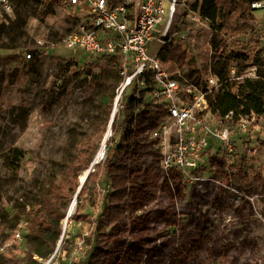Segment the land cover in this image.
I'll return each mask as SVG.
<instances>
[{"label": "rangeland", "instance_id": "1", "mask_svg": "<svg viewBox=\"0 0 264 264\" xmlns=\"http://www.w3.org/2000/svg\"><path fill=\"white\" fill-rule=\"evenodd\" d=\"M188 2L192 7L197 1ZM13 4L15 15L10 22L20 13L27 19L26 35L3 37L0 41V140H5L2 132L6 130L15 139V147L24 152V158L7 161L0 152V264H13L14 258L26 252L27 239H15V229H11L15 211L23 207L28 211L30 205H35L52 160L64 162L73 157L75 150L68 148V143L88 139L94 133L100 110V90L94 78L108 62L107 56L92 61L65 48L64 40L76 29L77 22L54 4V11L42 21L38 19L41 3L13 0ZM177 12L172 34L181 30L179 18L185 19L188 11L178 4ZM52 14L55 16H49ZM253 14L255 20H237L239 26L247 23L249 32L228 42L233 51L244 53L248 59H233L229 69L230 75L234 68L238 74L263 80L264 64L257 60L256 48L259 37L264 36V9ZM214 34L208 25L203 30H192L185 43L179 42L176 35L165 44L152 45L151 51L162 59L161 51L166 47H179L185 52L182 66L179 61L162 59L169 71L177 72L181 79L196 70L205 87L214 51L204 49L212 46ZM42 37L54 44L49 55L34 49L35 40ZM32 49V58L27 60L25 54ZM123 82L113 95L111 114L116 107L114 120L118 119L125 100L131 97L132 127L127 133L123 128L115 133L112 123L107 142L124 147L121 158L127 166L126 175L136 187L134 200L121 214L111 235H105L108 229L97 231L101 203L107 201L115 182L113 175L102 174L97 186L99 201L85 196L86 207L77 212L75 196L74 212L66 220L68 208L61 222L55 261L264 264V145L257 143L249 148L239 142V138L247 136L264 140V118H257L245 132L233 120L218 121L221 128L229 129L234 149L230 152L221 144L217 151L208 153L204 166L186 176L175 170V164L168 172L165 154L175 144L173 122L151 107L142 87L132 86L120 95ZM123 120L120 116V124ZM106 157L107 146L104 158L94 164L100 165V171ZM13 166H18L17 170Z\"/></svg>", "mask_w": 264, "mask_h": 264}, {"label": "trees", "instance_id": "2", "mask_svg": "<svg viewBox=\"0 0 264 264\" xmlns=\"http://www.w3.org/2000/svg\"><path fill=\"white\" fill-rule=\"evenodd\" d=\"M41 3L42 8L38 16L41 21L45 16L52 13L53 0H19V3L36 2ZM253 0H200L193 4L192 9L199 11L207 18L214 30L212 47L214 51L212 72L222 81V88L219 92L208 94L209 107L213 114L226 115L229 111L235 113L234 121L242 116L255 114L258 119L264 118V80L245 79L242 83L231 79L229 63L233 59L246 61L248 56L242 52H235L229 46V39L236 38L249 32L247 23L239 26L237 20L242 18L246 21L255 20L254 10L251 8ZM27 19L17 13L16 19L9 24L0 25V41L3 37H22L26 35L24 28ZM219 36L222 39L219 40ZM106 57V56H105ZM164 61H179L183 65L185 52L179 47H166L161 51ZM108 62L103 72L94 80L98 81L97 87L100 90V110L97 116L94 133L85 140H73L68 143V148H73V157L62 162L51 161V167L46 175L41 192L36 195L35 205L29 206L26 211H15V220L11 229H16L21 222L27 223V248L24 256L13 259V264H44L56 250L62 234L61 222L66 217L67 210L81 186L80 178L91 167L98 150L104 140L108 129L110 116L113 108V95L123 81L122 62L118 56H107ZM173 69V68H172ZM189 82L202 86L201 77L196 76L193 70ZM125 92V91H124ZM123 92V93H124ZM131 97L125 100L118 119L113 122V130L119 132V128L126 129V133L132 127L133 107ZM120 116H123V124H120ZM123 129L122 132H123ZM1 134V130H0ZM5 140H0V152L4 154L7 161H21L24 152L15 147V139L2 132ZM240 145L253 147L257 143L264 145V140L258 137L247 136L239 138ZM237 143V142H234ZM5 151V153H4ZM124 147L119 143L116 146L107 142V157L100 171V165L94 166L76 196L78 198L77 212L83 209V197L99 201L97 186L101 184V176L113 175L111 189L112 193L108 199L101 203V214L96 220V229H108L105 235H111V231L118 224L122 213L129 209L130 201L134 200V183L126 175V167L122 161ZM16 165V164H13ZM18 166H13L17 170ZM138 186V184H137ZM141 186V185H140ZM143 186V185H142ZM85 205V204H84ZM103 233V232H102ZM98 234V232H97ZM96 234V235H97ZM91 240V239H90ZM3 257L1 256L0 259ZM80 264H91L88 260Z\"/></svg>", "mask_w": 264, "mask_h": 264}, {"label": "built area", "instance_id": "3", "mask_svg": "<svg viewBox=\"0 0 264 264\" xmlns=\"http://www.w3.org/2000/svg\"><path fill=\"white\" fill-rule=\"evenodd\" d=\"M178 4L188 12L185 19L179 18L183 24L181 30L172 34ZM54 7L77 22L76 29L64 40L67 50L92 61L118 56L124 81L121 93L132 86L142 87L147 91L151 107L158 108L173 122L175 144L165 154L166 171H172L175 164V170L186 176L187 172L204 166L208 153L215 151V145L216 151L221 144L230 152L234 149L229 129L221 128L218 121L234 122L235 113L213 114L209 107L208 94L222 88V81L212 68L205 87H198L186 77L178 78L177 72H170L160 56L151 51L152 45L165 44L176 39V35L179 42L185 43L192 30H203L211 25L199 11L192 9L188 0H54ZM251 8L254 11L264 9V0H253ZM14 15L13 0H0V25L9 24ZM259 40L256 58L264 64V36ZM34 47L49 55L54 44L42 37L35 40ZM212 49L209 45L204 51ZM32 51L25 54L27 60L32 58ZM238 73L232 68L231 79L237 82L252 79L250 75ZM257 118L255 114L241 116L236 125L245 132ZM27 227L26 222H21L14 230L15 239L23 240ZM52 255L48 264H61L55 261L57 253Z\"/></svg>", "mask_w": 264, "mask_h": 264}, {"label": "bare ground", "instance_id": "4", "mask_svg": "<svg viewBox=\"0 0 264 264\" xmlns=\"http://www.w3.org/2000/svg\"><path fill=\"white\" fill-rule=\"evenodd\" d=\"M117 103H118V99H117V101H116V105H117ZM116 112H117V109H116V107H115V109H114V114H116ZM109 137H110V130L106 133V139L103 141V143L101 144V147H100V149L98 150V152H97V154H96V156H95V159H94V164H97V163H99L103 158H104V156H105V154H106V146H107V141H108V139H109ZM94 167V166H93ZM85 176V175H84ZM83 178V177H82ZM74 209H75V202H72V204L70 205V207H69V211H68V219H69V217L73 214V212H74Z\"/></svg>", "mask_w": 264, "mask_h": 264}, {"label": "water", "instance_id": "5", "mask_svg": "<svg viewBox=\"0 0 264 264\" xmlns=\"http://www.w3.org/2000/svg\"><path fill=\"white\" fill-rule=\"evenodd\" d=\"M119 94H120V95L122 94L121 91H120ZM113 121H114V113L111 114V118H110L109 125H108V128H109L108 131L110 130ZM108 131H107V132H108ZM105 139H106V135H105V137H104V140H105ZM104 140H103V141H104ZM93 166H94V162L92 163L91 167H90L89 170L86 172V174H85V176L83 177V179L81 180V186H80L78 192L80 191V189L82 188L84 182H85L86 179L88 178V175H89V173L91 172ZM78 192H77V194H78ZM76 196H77V195H76ZM75 198H76V197H75ZM67 218H68V216L66 217V220H67ZM60 242H61V239H60L59 243H60ZM58 245H59V244H58Z\"/></svg>", "mask_w": 264, "mask_h": 264}, {"label": "crops", "instance_id": "6", "mask_svg": "<svg viewBox=\"0 0 264 264\" xmlns=\"http://www.w3.org/2000/svg\"><path fill=\"white\" fill-rule=\"evenodd\" d=\"M195 1H199V0H195ZM216 148H217V147H216V145H215V151H216Z\"/></svg>", "mask_w": 264, "mask_h": 264}]
</instances>
